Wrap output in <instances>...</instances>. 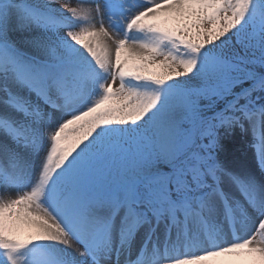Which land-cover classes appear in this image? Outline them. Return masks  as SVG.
Wrapping results in <instances>:
<instances>
[{
  "label": "snow or ice",
  "instance_id": "snow-or-ice-1",
  "mask_svg": "<svg viewBox=\"0 0 264 264\" xmlns=\"http://www.w3.org/2000/svg\"><path fill=\"white\" fill-rule=\"evenodd\" d=\"M0 264H264V0H0Z\"/></svg>",
  "mask_w": 264,
  "mask_h": 264
},
{
  "label": "bare ground",
  "instance_id": "bare-ground-1",
  "mask_svg": "<svg viewBox=\"0 0 264 264\" xmlns=\"http://www.w3.org/2000/svg\"><path fill=\"white\" fill-rule=\"evenodd\" d=\"M236 147L237 151L228 156L231 166L236 167L243 163L251 164V153L246 151V146L242 142H238Z\"/></svg>",
  "mask_w": 264,
  "mask_h": 264
}]
</instances>
